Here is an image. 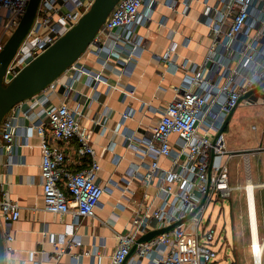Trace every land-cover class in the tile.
<instances>
[{
	"label": "built area",
	"instance_id": "built-area-1",
	"mask_svg": "<svg viewBox=\"0 0 264 264\" xmlns=\"http://www.w3.org/2000/svg\"><path fill=\"white\" fill-rule=\"evenodd\" d=\"M30 1L0 0V53L18 28ZM94 1L41 0L34 23L8 67L4 84H9L76 26ZM161 4L184 17H189L195 4L200 6L199 21L212 36L206 63L200 65L188 59L179 62L173 57L177 44L173 42L167 48L161 61L173 73H184V83L175 89V98L159 112L151 137L141 138L135 132L124 135L132 160L119 180L112 175L104 181L100 178L103 168L96 159L91 135L81 122L82 111L72 107L69 100L76 93V79L84 78L85 86L94 90L99 84L108 85L103 70L88 67L84 57L97 58L104 68L116 62L126 70L137 63L144 47L138 29L154 20ZM166 21L163 17L159 25L165 26ZM185 41L190 42L191 38ZM263 83L264 0H120L81 58L54 83L5 115L0 123V167L13 169L22 165L16 159L20 131H35L40 138L46 213L69 214L77 228L82 220L97 218V209L107 190H122L126 204H119L121 210L131 204L132 222L117 234L118 245L106 264H124L142 236L167 228L194 212L170 232L138 244L132 264H214L219 254L202 243L199 227L213 196L230 198L234 190L228 165L232 155L227 151L224 134L220 137L218 134L241 97ZM57 85L65 86V100L59 105L52 100ZM124 92L126 96H134L133 91ZM259 93H264V88ZM135 115L132 107L122 113L117 134ZM72 143L76 158L88 159L85 169L69 168L66 150ZM108 148L113 151L115 146ZM161 159H166L169 165L162 166ZM124 160V156L117 155L114 163L118 166ZM250 181L253 182L251 174L247 173V184ZM152 187L157 190L153 197L148 193ZM260 188L264 189V184L256 185L255 189ZM138 190H143L140 201L135 199ZM245 202L251 236L248 263L264 264V236L260 235L256 193L245 190ZM21 212L19 204L0 188L5 264H18L12 259L16 252L13 227ZM203 236L210 242L216 238L215 230ZM67 245L71 249L74 242L69 240ZM56 250L64 252L59 244ZM98 254L97 249L95 255ZM226 264L241 263L234 260Z\"/></svg>",
	"mask_w": 264,
	"mask_h": 264
},
{
	"label": "crops",
	"instance_id": "crops-1",
	"mask_svg": "<svg viewBox=\"0 0 264 264\" xmlns=\"http://www.w3.org/2000/svg\"><path fill=\"white\" fill-rule=\"evenodd\" d=\"M199 16L198 4L194 5L189 17H184L161 4L154 20L138 29L139 35L144 38V47L137 63L130 65L126 70H122L120 63L119 65L111 62L104 68L97 58L84 57L83 62L88 67L97 71L103 70L108 85L99 84L94 90L85 86L84 78L76 79V93L71 94L69 103L82 111L81 122L91 135L96 159L103 168L100 173L102 180L107 181L112 175L114 179L119 180L120 174L132 160V155L126 149L124 135L135 132L141 138L151 137L152 127L160 118L159 112L175 98V89L184 83V73H173L161 61L167 48L174 42L177 47L173 57L177 61L188 59L205 65L212 36L207 26L199 21ZM163 17L167 18L166 25L160 26L159 22ZM1 32L0 28V34ZM187 37L191 38L190 42L185 41ZM109 85L118 89L112 90ZM124 91H133L134 96H126ZM64 94L65 86L57 85L52 96L54 104L62 103L65 100ZM243 102L248 106L263 105L264 93H257ZM129 107L136 110V115L126 122L120 131L121 134H117L116 131L120 130L121 115ZM21 124L25 122L22 121ZM113 145L115 148L111 151L108 147ZM66 152L71 170L87 167L88 159L76 158L74 143L68 146ZM117 155L125 157L118 166L114 163ZM231 155L229 162L236 156L243 157V163L247 159L246 154ZM16 159L21 166L13 169L0 167V188L10 194L22 211L20 220L13 227L16 252L12 259L18 264H106L118 245L117 234L124 232L132 222L131 204L126 210L119 208V204H126L122 190H107L97 209V218L84 219L76 228L73 226L71 215L56 216L43 210L40 169L42 153L40 138L35 131H20ZM160 164L166 166L169 162L161 159ZM156 191L155 187H152L148 193L153 197ZM142 198L143 190H138L135 199L140 201ZM69 240L74 242L71 249L67 245ZM56 244L64 249L63 253L56 250ZM97 249L99 254L95 255ZM76 256H80L79 260L74 258ZM128 264H132L131 259Z\"/></svg>",
	"mask_w": 264,
	"mask_h": 264
},
{
	"label": "water",
	"instance_id": "water-1",
	"mask_svg": "<svg viewBox=\"0 0 264 264\" xmlns=\"http://www.w3.org/2000/svg\"><path fill=\"white\" fill-rule=\"evenodd\" d=\"M119 1L120 0H95L91 8L83 15L76 26L58 40L48 51L25 67L9 84L5 85L4 79L8 67L29 33L41 2V0L30 1L26 14L21 20L18 28L8 39L3 51L0 53V123L11 109L46 89L60 78L71 65L81 58ZM263 88L264 83L241 97L238 104L231 110L218 137L224 134L238 106L243 101L259 93ZM263 151L262 149H258L257 151H246L239 154L251 155ZM193 215H195V212L167 228L149 232L142 236L132 248L124 264H127L133 257L138 244L148 243L156 236L170 232L175 227L189 220ZM0 264H5V247L1 227Z\"/></svg>",
	"mask_w": 264,
	"mask_h": 264
},
{
	"label": "rangeland",
	"instance_id": "rangeland-1",
	"mask_svg": "<svg viewBox=\"0 0 264 264\" xmlns=\"http://www.w3.org/2000/svg\"><path fill=\"white\" fill-rule=\"evenodd\" d=\"M226 148L229 153L264 150V104L246 105L242 102L230 126L225 130ZM234 150L235 152H231ZM234 157L229 162L231 186L230 198L214 195L203 215L199 233L202 243L218 252L214 264H226L237 260L249 264L251 245L245 202L247 173L256 185L264 184V151ZM256 203L260 213V235L264 236V189L256 190ZM215 230L216 238L208 241L203 233ZM226 231V237H225ZM251 264V263H250Z\"/></svg>",
	"mask_w": 264,
	"mask_h": 264
},
{
	"label": "bare ground",
	"instance_id": "bare-ground-1",
	"mask_svg": "<svg viewBox=\"0 0 264 264\" xmlns=\"http://www.w3.org/2000/svg\"><path fill=\"white\" fill-rule=\"evenodd\" d=\"M255 188H256V186L254 184H252L251 182H249L247 184V187H245V190H249L250 194L254 193V195H255V192H256ZM254 237L256 239V231L255 230H254ZM250 240H251V237H250Z\"/></svg>",
	"mask_w": 264,
	"mask_h": 264
}]
</instances>
